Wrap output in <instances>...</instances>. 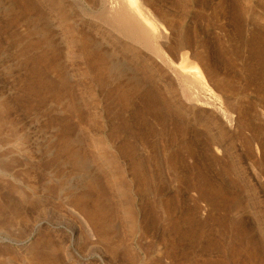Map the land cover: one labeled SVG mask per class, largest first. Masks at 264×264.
<instances>
[{
	"label": "rangeland",
	"instance_id": "1",
	"mask_svg": "<svg viewBox=\"0 0 264 264\" xmlns=\"http://www.w3.org/2000/svg\"><path fill=\"white\" fill-rule=\"evenodd\" d=\"M141 1L0 0V264H264V0Z\"/></svg>",
	"mask_w": 264,
	"mask_h": 264
},
{
	"label": "bare ground",
	"instance_id": "2",
	"mask_svg": "<svg viewBox=\"0 0 264 264\" xmlns=\"http://www.w3.org/2000/svg\"><path fill=\"white\" fill-rule=\"evenodd\" d=\"M129 2H134V0H128ZM141 1V0H140ZM139 2V1H138ZM143 1H141V3H142ZM126 3V2H125ZM127 4V3H126ZM136 4V3H135ZM143 4H145V2L143 3ZM127 7V10H129V11H131L133 14H135L138 18H139V20H138V23L141 25L140 26V28L142 29V31L143 32H145V31H147L148 32V29H147V27H146V25H144V22H143V20H146V19H144V17H143V15L141 14L142 12H141V8H143L141 5H132V3H131V5L129 6H126ZM144 8H146V6L144 7ZM124 9V8H123ZM148 10V9H147ZM146 10V11H147ZM119 11H122L121 9H119ZM124 11H125V9H124ZM143 11L145 12V10L143 9ZM126 12V11H125ZM144 15L146 14V12L145 13H143ZM120 15V14H119ZM122 15V16H121ZM120 15V17L121 18H119V19H124L126 16L124 15V13H122ZM147 15V14H146ZM146 17H148V16H146ZM149 17H150V15H149ZM149 20H152V19H149ZM151 22V21H150ZM154 23V22H153ZM152 24V23H151ZM167 28V27H166ZM161 35V34H160ZM163 35V34H162ZM157 51H160V49L159 50H157ZM160 52H158V54H159ZM162 53V52H161ZM195 65V64H194ZM194 65H191L190 66V68H192L191 70H193V72L195 73V76H197L198 77V80H199V83H201V85H203V87L205 88V87H207V83L205 82V79H204V76H203V73L201 72V69H199L198 68V66L196 67V66H194ZM191 72V71H190ZM195 80V79H194ZM209 88V87H208ZM206 89V88H205ZM86 215V214H85Z\"/></svg>",
	"mask_w": 264,
	"mask_h": 264
}]
</instances>
